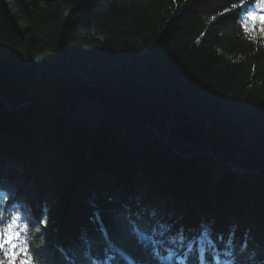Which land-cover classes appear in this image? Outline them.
Here are the masks:
<instances>
[{"label": "trees", "instance_id": "1", "mask_svg": "<svg viewBox=\"0 0 264 264\" xmlns=\"http://www.w3.org/2000/svg\"><path fill=\"white\" fill-rule=\"evenodd\" d=\"M235 2L0 0V205L31 207L41 264H152L153 211L215 224L204 264H264L261 0Z\"/></svg>", "mask_w": 264, "mask_h": 264}, {"label": "snow or ice", "instance_id": "2", "mask_svg": "<svg viewBox=\"0 0 264 264\" xmlns=\"http://www.w3.org/2000/svg\"><path fill=\"white\" fill-rule=\"evenodd\" d=\"M247 7L241 3V0H236L220 15L223 16L233 11L239 14V11H246ZM261 11H264V0H261ZM247 16L248 20L253 22V27L249 29L245 26V31L255 33L256 25L259 24V32L264 35V15L249 11ZM8 195L9 193L0 192V200L5 199ZM10 199L11 204L0 205V257H2L0 264H41V253L30 249L31 232L38 230L33 228L35 217L32 209L26 204H19L14 194L10 196ZM184 229V225H172L159 220L156 211H153L150 217L146 216L145 224L141 225L138 222L133 225L140 249L151 258L152 264H174L175 251L163 254L166 246L173 247L166 240L169 234L178 235L181 238L179 242L181 248L185 247L186 242L189 255L185 256L180 264H204V248L205 246L211 247L215 240V224L207 221L201 222L195 229L189 230L187 235ZM197 244L200 248L198 254L193 251ZM209 261H211V257H209ZM224 264H233V262L228 260ZM236 264H244V261L239 259Z\"/></svg>", "mask_w": 264, "mask_h": 264}, {"label": "rangeland", "instance_id": "3", "mask_svg": "<svg viewBox=\"0 0 264 264\" xmlns=\"http://www.w3.org/2000/svg\"><path fill=\"white\" fill-rule=\"evenodd\" d=\"M252 12H255V13H257V14H260V15H264V11H261V7H256L255 9H253V11ZM23 106H24V104H23ZM22 105H21V107H23ZM11 110V109H10ZM232 166L234 167V170H236L235 169V166H234V164H232ZM239 172H241L242 173V171H239ZM26 179L27 178H25V176H22L21 175V180H23V182H25L26 181ZM34 185V184H33ZM28 187V186H27ZM31 191V189H29V188H27V193H29ZM37 192V191H36ZM202 214V216H205V213H201ZM204 214V215H203Z\"/></svg>", "mask_w": 264, "mask_h": 264}, {"label": "water", "instance_id": "4", "mask_svg": "<svg viewBox=\"0 0 264 264\" xmlns=\"http://www.w3.org/2000/svg\"><path fill=\"white\" fill-rule=\"evenodd\" d=\"M0 99H2V96L0 95ZM25 105V104H24ZM23 106V105H22Z\"/></svg>", "mask_w": 264, "mask_h": 264}]
</instances>
